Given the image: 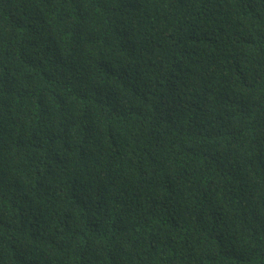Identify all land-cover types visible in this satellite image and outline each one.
I'll list each match as a JSON object with an SVG mask.
<instances>
[{"label": "trees", "instance_id": "16d2710c", "mask_svg": "<svg viewBox=\"0 0 264 264\" xmlns=\"http://www.w3.org/2000/svg\"><path fill=\"white\" fill-rule=\"evenodd\" d=\"M0 264H264V0H0Z\"/></svg>", "mask_w": 264, "mask_h": 264}]
</instances>
